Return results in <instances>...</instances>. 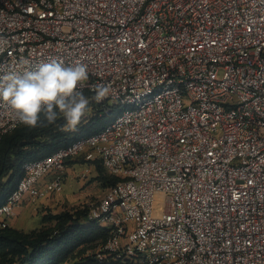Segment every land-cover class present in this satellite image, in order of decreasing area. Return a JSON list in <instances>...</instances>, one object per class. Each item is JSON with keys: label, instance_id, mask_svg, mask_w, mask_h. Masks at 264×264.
<instances>
[{"label": "built area", "instance_id": "2783aa9c", "mask_svg": "<svg viewBox=\"0 0 264 264\" xmlns=\"http://www.w3.org/2000/svg\"><path fill=\"white\" fill-rule=\"evenodd\" d=\"M0 38V76L81 62L86 96L111 85L89 118L119 110L24 163L0 229L82 156L118 178L87 206L97 264H264V0H0ZM20 125L0 101V139Z\"/></svg>", "mask_w": 264, "mask_h": 264}, {"label": "trees", "instance_id": "16d2710c", "mask_svg": "<svg viewBox=\"0 0 264 264\" xmlns=\"http://www.w3.org/2000/svg\"><path fill=\"white\" fill-rule=\"evenodd\" d=\"M119 113L116 107L101 116L88 118L74 132L64 130V120L53 125L29 128L20 125L0 139V206L14 191L22 178L24 163L47 157L56 150L71 144L80 137L99 132ZM85 162L83 157L67 161V166ZM95 180L106 189L115 185L118 178L106 173L98 160ZM88 208L62 212L52 217L54 225L31 233H22L10 226L0 229V264H97L86 254L103 244L108 231L95 223H85Z\"/></svg>", "mask_w": 264, "mask_h": 264}, {"label": "clouds", "instance_id": "9594fccd", "mask_svg": "<svg viewBox=\"0 0 264 264\" xmlns=\"http://www.w3.org/2000/svg\"><path fill=\"white\" fill-rule=\"evenodd\" d=\"M5 43L0 38V51ZM88 79L85 64L65 66L62 61L53 60L40 64L36 70L0 76V101L18 123L29 128L53 125L62 118L64 130L74 132L90 103L102 102L111 92V85L100 83L91 86V97L86 96L83 89L88 87Z\"/></svg>", "mask_w": 264, "mask_h": 264}, {"label": "rangeland", "instance_id": "374dc122", "mask_svg": "<svg viewBox=\"0 0 264 264\" xmlns=\"http://www.w3.org/2000/svg\"><path fill=\"white\" fill-rule=\"evenodd\" d=\"M89 117L88 111L81 124ZM68 169L69 173L66 176L62 192L53 195L48 201H38L32 206L20 210L17 217L11 220V228L28 234L41 228L51 227L54 225L52 219L54 215L79 211L96 203L105 193L106 188L95 180L97 173L93 164L78 160L77 163L69 165ZM84 169H88V174L85 179H81L79 175Z\"/></svg>", "mask_w": 264, "mask_h": 264}, {"label": "crops", "instance_id": "0c3cea01", "mask_svg": "<svg viewBox=\"0 0 264 264\" xmlns=\"http://www.w3.org/2000/svg\"><path fill=\"white\" fill-rule=\"evenodd\" d=\"M68 173H69V169H68ZM28 206H25V207H23L21 210H23L24 208H27Z\"/></svg>", "mask_w": 264, "mask_h": 264}]
</instances>
